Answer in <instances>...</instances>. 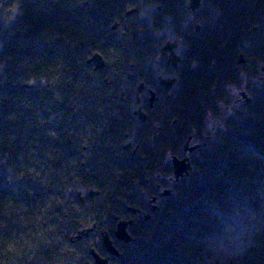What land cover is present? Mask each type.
<instances>
[{"label":"trees","instance_id":"16d2710c","mask_svg":"<svg viewBox=\"0 0 264 264\" xmlns=\"http://www.w3.org/2000/svg\"><path fill=\"white\" fill-rule=\"evenodd\" d=\"M138 1L0 0V16L16 11L0 27V264L88 261L90 249L103 252L101 232L114 239L126 206L146 210L157 183L172 192L129 226L113 264H264V244L220 259L209 235V206L264 158V0H202L197 13L186 0H143L156 7L155 28L165 15L201 21L183 31L174 92L143 123L121 96L149 73L154 39L135 22ZM95 52L101 69L87 61ZM237 87L250 103L234 98ZM131 136L134 155L122 149ZM188 136L200 145L173 181L170 158Z\"/></svg>","mask_w":264,"mask_h":264},{"label":"rangeland","instance_id":"374dc122","mask_svg":"<svg viewBox=\"0 0 264 264\" xmlns=\"http://www.w3.org/2000/svg\"><path fill=\"white\" fill-rule=\"evenodd\" d=\"M184 3L186 6L187 0ZM137 9L135 22L142 27H146L147 32L159 45L165 40L169 41L174 38L171 29L179 31L181 27L184 29L188 22V26L200 22L195 19L196 15L192 16L186 12L179 21L165 15L159 21L160 26L155 28L152 20L155 6L145 4L143 0H139ZM15 17L16 11L14 9L2 14L0 16L1 30L8 29L14 22ZM1 47L0 34V49ZM155 62H158L157 59ZM146 67L153 71L151 64H147ZM136 86L137 82L131 88L132 90L122 95L123 99L127 98L129 100L131 110L136 108L133 101L135 96L133 92ZM240 91H244V89L240 87L233 89L234 98L241 99ZM128 142L124 141V144ZM209 213L213 226L209 235L212 237V248L217 258H235L242 255L257 242L264 244V158L260 162L259 171L245 183V186L243 185L239 191H229L228 194L224 195L222 201L210 205ZM97 239L95 237L96 241Z\"/></svg>","mask_w":264,"mask_h":264},{"label":"flooded vegetation","instance_id":"af4514ba","mask_svg":"<svg viewBox=\"0 0 264 264\" xmlns=\"http://www.w3.org/2000/svg\"><path fill=\"white\" fill-rule=\"evenodd\" d=\"M187 3H188V0H187ZM187 3H186L185 7L187 10H189L187 8ZM201 3H202V0L200 2L199 7L196 10H194V11L189 10V11L192 13H197L199 11V9L202 7ZM155 9H156V7H155ZM134 12H131V13H134ZM192 16H194V15H192ZM199 24H201V21L199 23H197L196 25L193 24V25L188 26L189 25V22H188V24L185 26L184 29H189L190 27L194 26L192 32L197 33V32H199ZM184 29H183V27H181L179 29V31H175V30L171 29V31L174 34V38L172 40H169V41L165 40L160 45L154 41V44L152 46V53L144 61L143 70L148 71L149 73L147 75H142L140 77L139 81H137V86L135 87V91L133 92L135 94L134 100H133L136 104L135 110L137 108H139L142 111V113H144V115H145V120L143 122L147 121V119L150 116H152L153 112L159 106L161 108H163V105H164L163 100L168 99L171 96V94L174 92L175 86L177 84L178 70L184 61V56H185V53H186L187 48H188L186 39L183 37ZM175 55H176V59H175ZM156 59L158 62H155ZM147 64H151L153 71L149 70V68L146 67ZM139 85H141L140 89H138ZM130 106H131V104H130ZM135 110H132V115H134L133 111H135ZM134 116H136V115H134ZM153 126H155V129H157L158 127H156V126H158V123H154ZM126 141H129L128 142L129 145H128L127 149H124L122 147L123 151L126 153H131V155H134L138 150V146L135 143L134 138L131 136V137L127 138ZM194 144H197L198 146L200 145L199 143L194 142L192 140V136H190L188 146H191ZM197 148H195L193 151H190V152H188V151L184 152L183 151L182 157L187 156L189 158L190 154L195 153ZM160 178H161V176H160ZM171 183H172V181H171ZM155 185H156L155 188L158 190L154 194L147 195L145 198L146 199V210L139 209L138 212H134V213L130 212L129 214L126 215V219H130V218L133 219L132 226L135 223H137L138 220H140L142 218L143 213H148L151 216L154 213H157L159 211V198L161 196H157V194L160 191V189L163 188V186H161L160 183H157ZM152 196H156V199L151 204H149L148 200ZM154 205H157L158 208L155 209L154 211H152L151 208ZM95 230H96V226L93 227V230L90 231L87 236L92 234ZM87 236H85L84 238H86ZM108 236H109V234H108ZM100 238H101V236H100ZM109 238H110V236H109ZM111 240H112V244L118 249L120 242H122V241L117 240L115 238V236H114V239H111ZM97 241H98V239H97ZM100 244H101V247L103 249V252H101V253L97 252V253L102 257H107L108 262L113 264V257H115V256L110 255L107 252H105V250L102 246L101 239H100ZM76 264H93V259L90 255V259L88 261H86V262L80 261V263H76Z\"/></svg>","mask_w":264,"mask_h":264},{"label":"water","instance_id":"95a60500","mask_svg":"<svg viewBox=\"0 0 264 264\" xmlns=\"http://www.w3.org/2000/svg\"><path fill=\"white\" fill-rule=\"evenodd\" d=\"M200 2H201V0H188L187 8L190 11H194L199 7ZM135 10H136L135 8H132L131 10H129L127 12V14L134 12ZM117 26H118V24L115 23L112 26V29H115ZM175 59H176V55H175ZM87 61L89 63H92L94 69H101L104 66V60H103L102 56L97 52L93 53ZM243 61H244L243 56H242V54H240L239 59L237 60V63L240 64ZM140 87H141V85H139L138 89H140ZM121 96H122V93H121ZM240 96H241L244 104L250 103L251 99L249 96L246 95V93L244 91H240ZM133 114L136 115L137 118L141 122H143L145 120V115H144V113H142V111L139 108H137L135 111H133ZM189 139H190V136L187 137V139L184 143V146H183L184 152L185 151H188V152L193 151L195 148L198 147L197 144L188 146ZM128 145H129V143L124 144L123 148L127 149ZM170 163H171V168H172L173 181L178 180V178L183 176V175H188L190 170H191V164H190L189 158L187 156H183V157L171 156ZM171 192H172V190L170 188H164L158 192L157 196H167ZM77 194L79 195V200L82 201L81 191H78ZM96 194H97V192H94L92 190L88 191L89 197H93ZM155 199H156V196L150 197V199L148 200V203L151 204ZM157 208H158L157 205H154L151 208V210L154 211ZM125 210L127 212H131V213L138 212V209H136L134 207H129V206H126ZM149 217H150V214H148V213L142 214V218L145 220L148 219ZM116 220L117 221H116V225H115V229H114L115 238L119 241L124 242V243H128L131 240L130 234L128 232V227L132 225L133 219L130 218V219H116ZM92 229H93V226L86 227V228L79 230L77 235H76V240H79L82 237L87 236L88 233L90 231H92ZM100 236H101L102 246H103L105 252H107L110 255L118 256L119 253H118L116 247L112 244V240L109 238L108 233L103 231L100 233ZM89 253L93 259V264H111L110 262H108L107 257L100 256L94 249H90Z\"/></svg>","mask_w":264,"mask_h":264}]
</instances>
